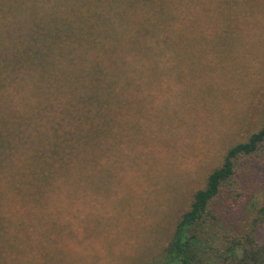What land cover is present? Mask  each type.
Returning <instances> with one entry per match:
<instances>
[{"label":"trees","instance_id":"trees-1","mask_svg":"<svg viewBox=\"0 0 264 264\" xmlns=\"http://www.w3.org/2000/svg\"><path fill=\"white\" fill-rule=\"evenodd\" d=\"M153 2L65 0L58 5L55 0L50 11L41 0H0V264H264V183L255 182L264 167V157H257L264 156V114L260 126L230 145L203 183L177 202V216L160 248H155L156 229L163 232L178 195L159 198L154 191L161 195L159 187L168 182L166 161L173 164L186 150L178 154L174 140L169 144L160 137L161 159L148 165L155 169L148 168L157 176L155 188L143 175L127 176L110 205L107 198L105 205L84 207L87 199L99 198L94 190L87 192V181L96 185L102 167L137 168L120 152L104 151L101 134L103 126L112 125L109 109L119 82L131 77L124 68L135 63L131 37L141 48H151L149 35L159 29L149 16L158 15ZM231 2L233 11L241 5ZM134 27L138 31L132 35ZM153 105L154 100L140 105L137 121L148 118ZM185 114L190 121L194 113ZM145 121L144 128L150 126ZM137 147L134 159L141 155ZM250 156L248 163L244 157ZM250 164L255 173L251 169L246 183L239 173ZM148 169L142 167L145 176ZM107 210L114 213L113 224L85 240V226L79 225L88 213H101L99 224L107 225ZM144 216L143 233L155 235L137 244L131 241L137 230L129 224ZM24 230L32 233L27 246L33 244L35 252L19 261ZM62 236L65 243L43 247Z\"/></svg>","mask_w":264,"mask_h":264},{"label":"rangeland","instance_id":"rangeland-1","mask_svg":"<svg viewBox=\"0 0 264 264\" xmlns=\"http://www.w3.org/2000/svg\"><path fill=\"white\" fill-rule=\"evenodd\" d=\"M64 2L58 0V5ZM239 2L241 5L238 4L233 11L231 0H192L187 5L184 0H154L151 7L158 15L149 16L155 25H159V29L149 35L151 48H141L136 44V36L131 37V48L136 52L135 63L124 65L125 69L130 70L131 77L119 82L118 95L109 109L112 125L103 126L101 136L104 151L120 152L125 162L133 159L137 168L125 164L121 167L116 165L113 169L111 164L102 167L103 173L95 176V179H99L96 185H89L90 179L87 181V192L95 193L99 198L93 201L87 199L84 207L91 209L90 206L98 201L105 205L107 198L110 205L114 201H111L112 198L117 197L119 190L125 186L127 176L143 175L150 181V188H155L157 176L150 174L149 169L155 170L150 166L161 159L157 152L159 139L163 137L169 144L174 140L178 154L184 147L186 150L173 164L166 161L164 167L168 168V182L159 187L162 194L157 195V191H154V196L178 195V198L161 229L163 232L156 229L158 244L155 248H160L166 242L167 229L179 209L177 202L185 201L188 194L203 183L210 170L222 162L227 148L244 140L262 121L264 0ZM41 3L47 5V10L55 8V0H41ZM139 5L143 6L141 1ZM47 10L41 15H45ZM25 15L30 14L21 16ZM127 17L135 18L136 15ZM135 31H138L137 27H134L132 35ZM141 33L138 37L142 39ZM150 100H154V105L148 112V118L142 116L137 121L134 113H141L140 105ZM189 100L190 108L186 107ZM130 104L133 106L128 107ZM123 111L126 114L121 113ZM119 112L121 114L117 115ZM185 112L194 113L190 121ZM145 119L150 126L144 128ZM136 146L141 155L134 159L136 151L133 148ZM127 150L130 151L125 152ZM257 157L263 160L264 156L260 153ZM244 158L246 162H251V156ZM115 159H111V163ZM142 167L149 168L148 176L142 173ZM250 167L251 164L240 169V179H246V183L250 180L251 169L254 172ZM257 173L260 176H256L255 182L264 183V167ZM148 186L145 185V188ZM93 190L94 193L89 192ZM78 191L73 189V193ZM113 214L111 210L105 211L103 216L107 225H100L102 214L93 216L88 213L87 222L79 225L82 228L85 226V240L91 239L93 232H101L102 228L113 224ZM145 217L129 224L133 231L137 230L136 237L131 240L137 244L150 235L152 240L155 235V232L143 233ZM32 237V233L26 230L19 236L23 240L22 251L17 257L19 261L27 255H34L35 250H31L33 244L27 246ZM65 238L57 241L56 237L42 245L46 249H54L57 244L65 243Z\"/></svg>","mask_w":264,"mask_h":264}]
</instances>
